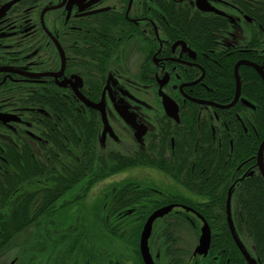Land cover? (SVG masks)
<instances>
[{
  "label": "flooded vegetation",
  "instance_id": "obj_1",
  "mask_svg": "<svg viewBox=\"0 0 264 264\" xmlns=\"http://www.w3.org/2000/svg\"><path fill=\"white\" fill-rule=\"evenodd\" d=\"M2 1L0 8L11 0ZM46 8L52 9L43 12ZM193 21L208 25L204 42L197 39ZM245 29L248 36L244 41ZM258 31L254 18L245 11V0H18L5 14H0V176L21 171L4 168L3 163L6 155L20 161L27 144L34 161L36 143L43 139L36 132L37 124L51 118L49 112L36 105V94L42 92L48 100L53 92L59 93L66 110L72 98L79 112L95 111L101 123L98 137L104 143L102 146L99 141L102 149L127 154L143 150L146 155L155 153L158 158L173 162L172 168H126L93 184L83 179L78 184V194L88 189L87 202L95 188L106 183L90 198L86 208L89 214L77 216L75 222L69 221L65 226L53 221L65 210L62 207L79 202L74 200L79 196L76 194L73 200L58 204L62 197L12 239L43 229L37 226L43 220L56 222L60 230L56 226L55 232L48 233L43 240L38 237L26 247L6 249L11 239L0 247V256L15 251L14 258L7 259L9 264H26V259L29 264H145L140 250L145 224L156 210L171 206L167 214L155 218L152 224L149 249L155 264H243L239 258L227 256L222 245L214 255L210 254L217 232L195 207L214 203L210 190L228 191L227 220L230 204L234 222L231 198L245 177L260 170L256 155L254 164L239 176L232 175L229 187L226 147L228 143L233 145L229 139L233 128L234 134L249 132L245 120L255 105L242 92L230 108L196 103L188 97L218 105L231 103L236 89L232 101L218 103L194 97L193 87L202 82L207 70L220 62L223 65L230 49L242 50L252 33ZM166 79L162 91L177 104L169 111L159 95L160 83ZM79 93L93 103L104 102L107 128L101 112L87 106ZM150 93L155 104L147 102ZM237 107L243 109L238 112ZM123 109L134 116L138 127L124 119L119 112ZM175 111V116L169 114ZM251 129L255 130L253 126ZM137 131L144 133L137 137ZM156 143L159 147L153 153ZM202 144L217 161L221 159L224 172L220 180L213 170L197 168L196 155ZM186 145L193 148L189 161L184 152ZM198 174L215 177L217 182L199 185ZM198 189L207 190V195L199 194ZM23 202L26 200L5 201L0 194V214H4L6 205ZM91 202L96 205V214L89 209ZM81 203L86 206L84 199ZM84 207L80 206L83 211ZM91 214L95 217L88 222ZM204 219L211 228V244L206 255L195 254ZM229 229L240 249L230 223ZM234 230L243 240L246 235ZM258 262L264 264L259 259Z\"/></svg>",
  "mask_w": 264,
  "mask_h": 264
},
{
  "label": "trees",
  "instance_id": "obj_2",
  "mask_svg": "<svg viewBox=\"0 0 264 264\" xmlns=\"http://www.w3.org/2000/svg\"><path fill=\"white\" fill-rule=\"evenodd\" d=\"M5 1L8 0L2 2ZM245 11L254 18L259 31L255 34L252 33L249 43L244 44L242 50L239 48L230 49L229 58L223 62V65L220 62L218 66L207 70L209 73L202 82L193 87L192 95L194 97L210 98L218 103H229L235 95L234 67L237 61L248 59L264 65V0H245ZM193 22L196 27L197 39L204 42L208 38L206 34L208 25L202 21ZM239 75L242 96L255 105V110L245 120L248 133L242 130L243 134L238 135L234 134V128L231 130L229 139L233 140V145L228 143L226 147V152H228L226 173L229 187H231L233 174H235L234 177L239 176L240 172L256 162L259 145L264 139V81L254 68L247 65L240 66ZM202 84L211 87L212 91L205 89ZM50 99L48 100V96L44 92L36 94L35 97L37 107L49 112L51 118L50 121L48 118H44L42 123L37 124L36 132L43 139L36 143L34 161H31L28 144L21 152L20 161L13 159L12 156H5L4 168L21 171L14 172L13 170L0 176L3 178L2 181L0 180V194L3 195L5 201L26 200V202L11 207L6 205L4 214H0V247L8 244L16 233L48 212L57 200L64 197L83 179H89L93 184L105 178L109 173H117L126 168L173 167V162L169 163L155 155L156 147H159L157 143L153 146L154 154L152 155L144 154L146 152L143 150L127 154L113 149H102L98 137V126L101 123L99 116L93 113L95 111L88 110L84 114L79 112L77 104L72 98L69 100L71 105L66 110L59 93L53 92ZM242 109L243 107H237L236 111L240 112ZM251 126L254 127V131ZM164 142L165 140H163V144ZM175 151L177 152V149ZM184 152L187 153L189 161V154L193 152V148L186 145ZM138 153H142V155L137 156ZM196 157L199 170L205 169L206 172L213 170L218 173V179H221V174L224 172L221 159L219 158L217 161L214 158L215 155L211 156L209 148L207 149L205 144H202ZM209 157H212L211 161H209ZM215 160L217 165L213 168ZM243 162L244 164L239 169ZM32 168L36 171L31 172ZM196 182L204 186L213 184L217 180L207 174H198ZM87 192L88 189L85 193H80L81 195L75 197L74 200L84 199ZM197 192L207 195V190L204 189H198ZM210 194L214 200L211 206L195 207L217 232L212 240L210 254L214 255V252L220 249L219 245H222L226 249L227 256L239 258L243 264H246V257L235 245L229 229L226 205L228 191L210 190ZM231 200L235 209L234 228L240 235L250 237L255 254L263 263L264 179L261 174L257 172L252 176L245 177ZM40 222H37V226L43 225Z\"/></svg>",
  "mask_w": 264,
  "mask_h": 264
},
{
  "label": "water",
  "instance_id": "obj_3",
  "mask_svg": "<svg viewBox=\"0 0 264 264\" xmlns=\"http://www.w3.org/2000/svg\"><path fill=\"white\" fill-rule=\"evenodd\" d=\"M17 1L18 0H11V1L5 3L0 8V14H2V13L5 14L6 11L13 4H15V2H17ZM60 6H62V5H60ZM50 9H52V8H46V9H44L43 12H46L47 10H50ZM241 65H247V66H250V67L254 68L258 72V74L261 76L263 81H264V65H260V64H258L256 62L249 61V60H246V59H241V60H239L236 63L235 69H234L235 77H236V95H235L234 100L231 103H229L227 105H218V104L209 102L207 100H200V99H196V98H193V97H188V98L191 101L196 102V103L213 104V105H215L217 107H220V108H230V107L234 106L236 104V102L240 99V96H241V79H240V76H239V67ZM202 77L199 78L198 80H196L193 84L198 83L202 79ZM167 82H168L167 79L161 81L160 89H159V95L162 97V101H163V104H164L166 110L169 111L170 109L171 110L175 109L177 107V104L171 97H169L167 94H164L163 91H162V87ZM79 96H80L81 100L87 106L95 108V109H97V110H99L101 112L102 117H103V121H104V124H105V128H107L108 121H107V117H106L104 102L101 101L99 103H93V102L89 101L85 96L81 95L80 93H79ZM119 112L121 113V115L124 117V119L129 124L133 125L134 127L135 126L138 127L137 123L135 122L134 116L132 114H130L125 109H123L121 111L119 110ZM169 114L171 116H175L176 111H175V113H169ZM143 133H144V131H142V132H138L137 131L136 132L137 137H140ZM100 143H101L102 146H104V143H103V141L101 139H100ZM257 165L259 167L260 174H261V176L264 179V140L262 141V143H261V145L259 147L258 153H257ZM171 209H172L171 206H166V207H163V208H160V209L156 210L150 216V218L148 219V221L145 224L144 230H143L142 235H141V241H140V250H141V254H142V257H143V260H144L145 264H155V262L153 260V257H152V255L150 253V249H149V237H150V234H151L150 232H151L153 221L155 220V218L167 214ZM228 211H229V223H230V226L232 228L235 240H236L238 246L240 247L241 252L244 254V256L247 259V255H246V252H245L244 247L242 245V242L237 237V235L235 233V230H234L235 228L233 226V222H232V219H231L230 204L228 205ZM211 238H212V236H211L210 225L204 219V224L202 226L201 235H200V238H199V244H198V246L195 249V254H204V255H206L208 253V250H209V247H210V244H211Z\"/></svg>",
  "mask_w": 264,
  "mask_h": 264
},
{
  "label": "rangeland",
  "instance_id": "obj_4",
  "mask_svg": "<svg viewBox=\"0 0 264 264\" xmlns=\"http://www.w3.org/2000/svg\"><path fill=\"white\" fill-rule=\"evenodd\" d=\"M247 36H248V31H247V29H245L244 36H243V40L244 41L247 40ZM147 98H148V100H147L148 103H150V104H155L156 103L155 98H154V95L152 93H150L149 97H147ZM144 122H146V121H144ZM108 147H113L114 148L113 145H109ZM104 184H106V183H103V184H101V186H97L95 188V190L90 194V197H89L88 202L90 201V198L96 194V191H98L99 188H101ZM80 188L81 187H79L77 185L74 189H72L70 192H68L61 199V201L58 204H60L64 200H70V199H72L76 194H78L80 192ZM78 195H81V194H78ZM86 197H87V195H84V202L86 204L85 207L82 206V203H81L83 201V199L82 200H78L79 201L78 203L75 202V203H71V204H69L67 206L62 207V208H65V210L62 213H60L58 216L56 215L52 220L53 221H57V222L65 223L64 224V226H65L66 223L69 222V221H72L71 223L75 222L77 220V218H76L77 216H80L82 214L83 215L84 214L85 215L86 214H89L90 213L89 210H88V213H87V210H86V208L88 207V205H87L88 202L85 201ZM80 206L82 207V209H83V207L85 208L84 211L80 208ZM89 209H90V211H93L96 214V212H95V209H96L95 203L91 202ZM93 212H92V214H93ZM94 217H95V215H92V216L88 217L86 220L88 222H90V221H92V219ZM58 219L60 221H58ZM41 223H43V225H41L40 227H42L43 229H39L38 228L30 236H25L24 233H21V234L15 236L12 239V241L7 245L6 249L7 248H10V247H14V248L26 247L29 244H31L38 237H41L42 240L44 238L48 237L47 236L48 233L55 232L56 226L58 228V225L57 224L56 225L54 223L51 224V223H48L45 220L41 221L40 224ZM58 229L60 230V228H58ZM41 232H43L42 236H38V235L41 234ZM243 238L244 239L241 240V242H242V245H243L244 250L246 252V255H247V259H248L249 264H260L258 262V258L256 256V254H255V251H254V248H253V244H252V241H251L250 237L247 238L246 236H244ZM38 246H43V244L42 245L39 244ZM43 247H45V246H43ZM14 253H15V251H10L8 254L6 252L4 254H2L0 256V264H9V262H8L9 257L14 258V256H15ZM24 262L26 264H29V260L28 259H26ZM12 264H14V263H12Z\"/></svg>",
  "mask_w": 264,
  "mask_h": 264
}]
</instances>
